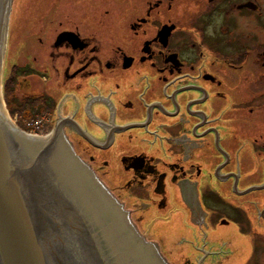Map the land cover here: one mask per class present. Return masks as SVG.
I'll use <instances>...</instances> for the list:
<instances>
[{"label":"flooded vegetation","instance_id":"obj_1","mask_svg":"<svg viewBox=\"0 0 264 264\" xmlns=\"http://www.w3.org/2000/svg\"><path fill=\"white\" fill-rule=\"evenodd\" d=\"M27 1L20 128L68 141L165 264H264V0Z\"/></svg>","mask_w":264,"mask_h":264},{"label":"water","instance_id":"obj_2","mask_svg":"<svg viewBox=\"0 0 264 264\" xmlns=\"http://www.w3.org/2000/svg\"><path fill=\"white\" fill-rule=\"evenodd\" d=\"M13 1L0 0V86ZM67 144L18 127L0 88V264L164 263Z\"/></svg>","mask_w":264,"mask_h":264},{"label":"rangeland","instance_id":"obj_3","mask_svg":"<svg viewBox=\"0 0 264 264\" xmlns=\"http://www.w3.org/2000/svg\"><path fill=\"white\" fill-rule=\"evenodd\" d=\"M38 0H28V14L29 15H34L35 14V3ZM26 0H14L13 1V8L11 12V20L9 24L11 25V41L10 44L7 48V50L10 48L12 50L16 44H18L19 41L23 40L25 38V35L27 36L28 34L23 30H21V22L24 18V15L26 14L25 8H26ZM32 15V16H33ZM12 26L16 30H12ZM13 32V33H12ZM8 35H9V30H8ZM14 45V46H12ZM20 44H18L19 46ZM8 55V54H7ZM11 57L10 55L7 56V58L4 59V65H3V72H2V84L0 86L2 90V101L4 103V106L6 108L7 114L11 120L18 125V127H23V125L17 120L16 115L13 114V111L10 107V105L7 102L6 99V93L4 90V86H7V79L10 76V60ZM13 83V84H12ZM10 84V86H19L18 84V79L16 78L13 82ZM37 125V124H35ZM170 252V251H169ZM177 253V252H176Z\"/></svg>","mask_w":264,"mask_h":264},{"label":"bare ground","instance_id":"obj_4","mask_svg":"<svg viewBox=\"0 0 264 264\" xmlns=\"http://www.w3.org/2000/svg\"><path fill=\"white\" fill-rule=\"evenodd\" d=\"M10 18H11V15H10ZM94 176H95V175H94ZM95 177H96V176H95ZM149 260H150V259H149ZM159 264H164V263L161 262V263H159Z\"/></svg>","mask_w":264,"mask_h":264}]
</instances>
